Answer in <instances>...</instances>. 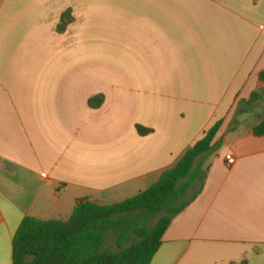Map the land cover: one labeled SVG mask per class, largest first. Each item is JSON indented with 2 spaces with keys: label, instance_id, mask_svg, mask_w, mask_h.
Segmentation results:
<instances>
[{
  "label": "crops",
  "instance_id": "crops-1",
  "mask_svg": "<svg viewBox=\"0 0 264 264\" xmlns=\"http://www.w3.org/2000/svg\"><path fill=\"white\" fill-rule=\"evenodd\" d=\"M262 71L264 0H0V264L26 217L124 202L219 121L151 264H264Z\"/></svg>",
  "mask_w": 264,
  "mask_h": 264
},
{
  "label": "trees",
  "instance_id": "trees-1",
  "mask_svg": "<svg viewBox=\"0 0 264 264\" xmlns=\"http://www.w3.org/2000/svg\"><path fill=\"white\" fill-rule=\"evenodd\" d=\"M259 80L262 91L252 94L249 105L264 100V71ZM101 102L98 97L90 105L98 107ZM222 124L219 121L210 128L158 182L124 202L100 205L89 199L79 200L67 221L26 217L13 240L14 264H151L173 219L195 200L198 192L183 199L198 184L203 186L204 163L198 162L216 150L214 141ZM231 129L235 130V126ZM138 131L141 135L151 132L143 127H138ZM252 132L264 137V119ZM138 212L141 214L135 218L128 216ZM159 214L163 215L157 223L149 226L147 222ZM132 232L137 240L128 246ZM110 233L116 237L117 252L103 249Z\"/></svg>",
  "mask_w": 264,
  "mask_h": 264
},
{
  "label": "rangeland",
  "instance_id": "rangeland-1",
  "mask_svg": "<svg viewBox=\"0 0 264 264\" xmlns=\"http://www.w3.org/2000/svg\"><path fill=\"white\" fill-rule=\"evenodd\" d=\"M118 32H119V34H118L117 36H120V35H123L124 30H123V29H119ZM260 108H262L261 112H260ZM262 112H264V104H260V105H259L258 111L256 112V116H258V117H259V115L261 116V113H262ZM262 115H264V113H263ZM240 118H241V116H240ZM245 125H246V122H245V124H244V128H245ZM211 128H212V127H211ZM199 186H200V184H198V185L196 186V188H193V189L188 193V195L186 196V198L183 199V201L188 200V199L192 196L193 192H194L197 188H199ZM139 214H141V212L135 213V214H133V215H128V216L131 217V218H135V217H137ZM163 214H165V213H163ZM163 214H159V215L155 216L154 218H152L151 220H149V221L147 222V224H148L149 226H154V225L157 223V221L159 220V218H160ZM136 240H137V237H136L135 234L132 232L131 237H130V240L127 242L126 245L129 246L131 243L135 242ZM103 249H104V250H107V251H109V252H117V251H119V247H118V245H117V243H116V237L114 236L113 233H110V234L108 235V237H107V239H106V243H105Z\"/></svg>",
  "mask_w": 264,
  "mask_h": 264
},
{
  "label": "built area",
  "instance_id": "built-area-1",
  "mask_svg": "<svg viewBox=\"0 0 264 264\" xmlns=\"http://www.w3.org/2000/svg\"><path fill=\"white\" fill-rule=\"evenodd\" d=\"M226 162H227V166L230 168L235 164L236 161H235V158L233 156L228 155L226 157Z\"/></svg>",
  "mask_w": 264,
  "mask_h": 264
}]
</instances>
